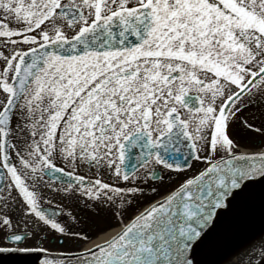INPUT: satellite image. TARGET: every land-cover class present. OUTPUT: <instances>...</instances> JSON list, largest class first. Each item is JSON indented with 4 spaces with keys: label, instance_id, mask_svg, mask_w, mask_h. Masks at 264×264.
Returning a JSON list of instances; mask_svg holds the SVG:
<instances>
[{
    "label": "snow or ice",
    "instance_id": "snow-or-ice-1",
    "mask_svg": "<svg viewBox=\"0 0 264 264\" xmlns=\"http://www.w3.org/2000/svg\"><path fill=\"white\" fill-rule=\"evenodd\" d=\"M257 203L264 0H0V264H218Z\"/></svg>",
    "mask_w": 264,
    "mask_h": 264
},
{
    "label": "water",
    "instance_id": "water-1",
    "mask_svg": "<svg viewBox=\"0 0 264 264\" xmlns=\"http://www.w3.org/2000/svg\"><path fill=\"white\" fill-rule=\"evenodd\" d=\"M236 218L246 221L247 226L230 231L227 242L218 251L212 253L209 259L220 263L264 236V221L261 220L258 203L239 207L236 210ZM227 223L230 224L232 221L229 220ZM56 258L59 259V257Z\"/></svg>",
    "mask_w": 264,
    "mask_h": 264
},
{
    "label": "bare ground",
    "instance_id": "bare-ground-1",
    "mask_svg": "<svg viewBox=\"0 0 264 264\" xmlns=\"http://www.w3.org/2000/svg\"><path fill=\"white\" fill-rule=\"evenodd\" d=\"M241 251V250H240ZM240 251H238V252H240ZM237 253V252H236ZM235 254V253H234ZM234 254H232L231 256H233ZM231 256H229V257H231ZM227 259H228V257L226 258V259H224L223 261H221L220 263H218V264H227Z\"/></svg>",
    "mask_w": 264,
    "mask_h": 264
},
{
    "label": "rangeland",
    "instance_id": "rangeland-1",
    "mask_svg": "<svg viewBox=\"0 0 264 264\" xmlns=\"http://www.w3.org/2000/svg\"><path fill=\"white\" fill-rule=\"evenodd\" d=\"M69 248H72V246H69ZM61 250H63V246H61ZM72 250H82V249H73Z\"/></svg>",
    "mask_w": 264,
    "mask_h": 264
},
{
    "label": "flooded vegetation",
    "instance_id": "flooded-vegetation-1",
    "mask_svg": "<svg viewBox=\"0 0 264 264\" xmlns=\"http://www.w3.org/2000/svg\"><path fill=\"white\" fill-rule=\"evenodd\" d=\"M87 230V229H86ZM89 234L90 235H94V233H92L90 230H89ZM69 246H71V245H69ZM73 249H75V248H73Z\"/></svg>",
    "mask_w": 264,
    "mask_h": 264
}]
</instances>
